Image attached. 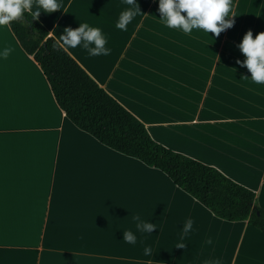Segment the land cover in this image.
Masks as SVG:
<instances>
[{
	"label": "crops",
	"instance_id": "obj_1",
	"mask_svg": "<svg viewBox=\"0 0 264 264\" xmlns=\"http://www.w3.org/2000/svg\"><path fill=\"white\" fill-rule=\"evenodd\" d=\"M58 3L36 17L56 39L81 22L102 30L109 55L68 51L155 140L217 167L264 208V84L238 63L244 34L264 32V0H232L235 23L219 36L167 27L158 0H138L127 31L116 27L124 0ZM39 7L32 0L30 11ZM4 47L12 52L0 59V264H264L261 229L216 216L160 169L78 128L10 25L0 27ZM136 215L157 228L137 230Z\"/></svg>",
	"mask_w": 264,
	"mask_h": 264
},
{
	"label": "trees",
	"instance_id": "obj_2",
	"mask_svg": "<svg viewBox=\"0 0 264 264\" xmlns=\"http://www.w3.org/2000/svg\"><path fill=\"white\" fill-rule=\"evenodd\" d=\"M32 12L10 23L23 49L43 70L67 118L99 142L155 167L216 216L248 220L264 232V208L256 193L213 165L171 149L155 140L145 123L127 109L77 61Z\"/></svg>",
	"mask_w": 264,
	"mask_h": 264
},
{
	"label": "clouds",
	"instance_id": "obj_3",
	"mask_svg": "<svg viewBox=\"0 0 264 264\" xmlns=\"http://www.w3.org/2000/svg\"><path fill=\"white\" fill-rule=\"evenodd\" d=\"M38 3L41 7L31 13L33 17L38 15L41 8L46 12L61 8L58 0H38ZM124 3L129 7L120 13L116 27L127 31V25L141 10L138 0H124ZM158 4L159 12L162 14L161 19L166 26L180 29L184 33H191L193 29H198L208 35L211 32L215 36H219L222 31L232 27L235 23L234 19L225 18L236 16L230 14L232 0H158ZM31 8L32 0H0V27L9 26L11 22ZM48 34L51 35L52 32ZM56 43L64 50L81 46L87 50L89 56H106L111 52V49L106 47L107 38L102 30L92 27L86 22H81L76 29L65 28ZM238 47L246 57L238 63L247 67L254 83L264 84V32H260L254 37L253 31L248 30ZM11 52L10 47L0 49V59H6ZM134 220L137 230L141 232L150 233V230L157 228L156 224L142 220L139 215L134 216ZM192 227L193 220H187L183 232L188 233ZM123 240L135 244L137 237L131 230H126L123 231ZM207 242L211 243L212 241L209 239ZM176 246L184 247V243L179 242ZM144 252L145 255H150L152 249L145 247ZM205 264H220V262L219 260L205 261Z\"/></svg>",
	"mask_w": 264,
	"mask_h": 264
},
{
	"label": "rangeland",
	"instance_id": "obj_4",
	"mask_svg": "<svg viewBox=\"0 0 264 264\" xmlns=\"http://www.w3.org/2000/svg\"><path fill=\"white\" fill-rule=\"evenodd\" d=\"M226 19H229V18H231V17H225ZM231 19H233V17L231 18Z\"/></svg>",
	"mask_w": 264,
	"mask_h": 264
}]
</instances>
